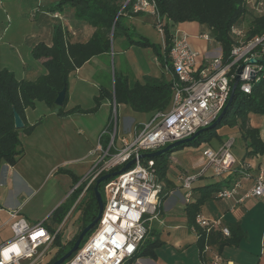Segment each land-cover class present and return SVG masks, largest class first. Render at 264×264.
Instances as JSON below:
<instances>
[{
    "label": "trees",
    "instance_id": "16d2710c",
    "mask_svg": "<svg viewBox=\"0 0 264 264\" xmlns=\"http://www.w3.org/2000/svg\"><path fill=\"white\" fill-rule=\"evenodd\" d=\"M157 12L164 18L163 24V45H158L148 41L145 37L135 34V32L124 24V18L137 13L131 12L129 7L122 9V0H57L47 6V11L61 12L69 7L73 9L76 21L83 22L91 26L94 30L90 37L83 41H72L68 36V28L60 21L53 24L51 43L47 44L39 41L33 44L31 56L38 60L46 70L34 80L16 78L14 72L8 68H0V167L3 164L15 165L24 155L21 146L19 132L29 135L33 132L38 122L29 124L26 120L25 111L33 108L36 101H42L48 108H57L59 116L73 114H87L96 112L103 100H108L118 104H126L133 111L139 113H151L156 110L165 109L171 100V85L173 73L169 51L172 42V30L175 24L183 22H197L206 25L213 33V39L217 42L222 51L223 61L229 59L230 49L234 43L231 28L234 25L241 26L244 18H248L247 29L244 30L245 38H250L264 32V12L254 13L252 5L247 0H153ZM153 25L156 27L155 21ZM124 38L127 46L149 47L161 67L170 73L167 80L161 75L158 78L144 76L142 82L130 81L128 74L113 72L112 87L99 86L98 94L93 96L94 105L90 108H82L79 105L66 109L68 100V76L71 72L80 68L92 57L109 55L111 44L115 38ZM260 78L252 84L250 93H243L239 86L236 87L233 100L229 104L221 119L213 127L203 131L190 142L179 145L164 153L150 158L154 161L157 178L163 183H170L166 174L170 161V153L185 145H198L201 142L210 143L212 140H221L222 136L218 130L224 126L236 128L240 138L244 140L245 152L243 158L260 155L264 152V142L260 137V132L250 124V114L264 115V57L260 60ZM66 88L63 105H55L58 93ZM14 112L23 121L21 129H16L14 125ZM111 118H109L110 120ZM112 122L110 121V124ZM110 126V125H109ZM111 128L108 127L107 131ZM109 142L107 132L102 136V143L105 147ZM244 168H248L243 161H240ZM122 166H116L109 173L119 171ZM240 169L242 168H238ZM235 175H239V172ZM57 173L66 174L70 177L72 187L76 185L80 177L65 168H57ZM106 174V172H103ZM101 174L100 176H102ZM99 176V177H100ZM98 177V178H99ZM110 178L98 184V190L103 202V187ZM97 178L86 189L83 197L87 196L81 206L79 216V229L74 236L61 242L59 232L54 233L52 245L55 252L45 264H52L62 257L73 245L81 232L96 217L98 206L96 202L94 186ZM201 180V179H200ZM199 180V181H200ZM230 176L211 182L208 184H197L192 187L191 198L185 204L184 213L186 224L189 229H195L196 244L202 263L208 264L211 257L209 251L219 253L224 246L235 247L245 238V232L235 223L228 226L229 234L225 235L220 228L213 227L209 230L202 229L195 223V215L200 211V207L208 199L213 198V194L226 186L230 182ZM198 181V182H199ZM197 184V185H196ZM83 186L75 188L67 197V202L61 203L53 213L57 216L56 221L61 223L65 213H67L83 190ZM173 187V184L170 185ZM161 192V203L165 198ZM84 199V198H83ZM96 224L86 233L80 246L88 239L95 230ZM161 244L157 238H147L144 240L135 256L128 261H132L141 256L154 257V249ZM73 255V254H72ZM71 255V256H72ZM69 259V258H68ZM67 259V260H68ZM65 260L61 264L67 262Z\"/></svg>",
    "mask_w": 264,
    "mask_h": 264
},
{
    "label": "built area",
    "instance_id": "2783aa9c",
    "mask_svg": "<svg viewBox=\"0 0 264 264\" xmlns=\"http://www.w3.org/2000/svg\"><path fill=\"white\" fill-rule=\"evenodd\" d=\"M247 3L260 11L264 0H247ZM124 7H129L133 13L150 11L154 14L156 29L163 37L164 18L157 12L153 0H122V9ZM54 16L62 20L60 16ZM231 34L234 43L227 62L223 61L217 42L216 54L198 61V52L190 45L187 34L173 28L169 51L173 73L170 103L163 110L151 112L144 123L135 125L131 140L121 136V144L116 145L117 133L110 138V131H106L109 142L104 147L101 139L105 132L100 136L95 163L71 188L70 193L84 185L77 200L103 172L107 174L116 166L124 167L127 162H133L129 169L104 183L103 209L95 230L65 264H127L135 256L146 238L148 224L160 215L163 189L154 161L142 157V154L190 137L214 123L228 101L237 75V86L246 94L260 78L264 32L246 39L243 28L234 25ZM201 37L214 41L207 33ZM250 59L255 61L250 62ZM233 143L234 138L229 136L216 148L204 147L200 153L201 162L194 170L179 174L177 181L186 202L191 198L194 184L203 179L209 169L216 178L232 176L226 186L213 194V198H233L243 182L250 179L251 185L237 202L264 197V172L252 176L233 155ZM238 168L242 169L238 171ZM237 171L239 175H235ZM8 214L12 236L0 244V264H45L55 234L43 226V221L30 224L17 210ZM218 222L205 218L200 212L195 215V223L205 230L217 227ZM191 230L195 233L193 227ZM221 230L225 235L229 234L227 228ZM219 262L220 257L213 254L208 264Z\"/></svg>",
    "mask_w": 264,
    "mask_h": 264
},
{
    "label": "crops",
    "instance_id": "0c3cea01",
    "mask_svg": "<svg viewBox=\"0 0 264 264\" xmlns=\"http://www.w3.org/2000/svg\"><path fill=\"white\" fill-rule=\"evenodd\" d=\"M55 1L57 0H45V2L41 5H37V13L35 14V16H33V18H35V22L37 23L38 28L31 34L26 35L22 40V45L25 49L27 58H33L30 53L33 44L39 41H43L47 44L51 43L53 31L52 27L54 23L58 22L54 15L63 17L60 12L47 11V6L54 3ZM153 23L154 14H152L150 11L137 13L135 15H130L124 18V24L132 29L135 34L143 36L148 41L161 46L163 45L162 34L156 29ZM203 26L204 25H201L197 22H183L174 25V28L187 34L190 45L196 52H198V61H202L205 57L214 56L216 54L215 51L217 48V44L215 41H209L201 37L202 34H205L202 28ZM93 30L94 29L88 24L77 21L73 30L71 26H68V36L72 41L84 42L90 37ZM143 49H150L152 51V49L149 47ZM117 51L120 50L113 48L109 55L104 54L101 56L92 57L89 61L84 63L80 68L73 72H81L86 67V65L92 64L93 61L94 68L99 67L101 70H105V64L98 59L101 57H108L111 54L115 55ZM38 63V65L40 66L39 68H36L38 70V74L34 79L46 72V70L42 68L43 66L39 61ZM23 69L24 72L22 71L20 75H17L16 71H14L13 69L11 70L14 72L16 78L18 79L34 80L27 79L26 77L29 66H25V68ZM92 70L93 69L91 68L88 71V75L93 76L91 73ZM146 75L155 78L161 76L158 73H155L153 75L143 74L141 75L142 77L137 78V80L142 82V78ZM165 75H167V73H165ZM169 78L170 74L167 75V80ZM68 100L69 101H67L66 109L79 105L72 101L69 87ZM108 104V100H103L101 102V105ZM35 105L36 102L32 109L35 108ZM29 109L31 108H28L25 111L27 122L30 125L35 122L38 123L33 132L29 135H25L24 133L19 132V139L21 142V146L24 149V155L15 165L10 166L8 164H3L0 167V229L8 227L10 230V220L8 213L11 210H17L22 216H24L28 223L34 224L43 221V226L46 229H48L49 231L53 230L55 233L59 232L60 234V230L55 229V225L60 223L56 221L57 216L53 213V211L61 203H64L65 201L67 202V197L69 194L67 196L63 195L62 193L57 194L49 202V205L45 206V208L39 212H35L30 207H27L29 196L37 193L41 189L45 178H47L51 174H57V168L68 169L75 175L81 177V175H83L87 171L86 166L84 167V169L77 171L78 169L74 170L72 168L69 169L63 166L60 167L58 164H65L66 162L72 163V161L73 163L77 162L78 159L87 157L89 149L83 156L79 158L74 157L68 160L63 159L62 161H60V163H51V161L53 160L58 161V159L63 156L62 153L67 150L66 145L69 146L70 144H72V140L75 139V125L73 122V117H75L77 114L59 116L57 114V108L50 109L45 105L42 114L39 117H33L29 114ZM249 117L250 124L252 125V114H250ZM144 121L140 119L138 121H134L132 127L128 126L125 130L131 132L133 131L131 130V128L134 129L135 125L140 124L141 122L144 123ZM234 132L239 137L241 136L235 128L224 126L219 129L218 133L222 136V139L219 143H217L216 147L219 146L229 136L233 137L232 133ZM244 149H246V147H244ZM70 151L74 152V149L71 148ZM233 155L237 158V160L244 162L252 176L257 175L260 171L264 172V155H256L245 159H242L243 154L241 157L236 156L234 153ZM200 162L201 160L199 156L192 163L191 169L188 172L193 171ZM168 171L169 170H167L166 177L170 182L174 181V187L169 191H165L166 195L161 203L160 215L157 218L159 221L155 225V227L152 226L151 222L157 219L152 220L148 224V231L145 238L146 240L147 238L149 239L157 237L161 241V244L154 249V257H137L132 261L131 264H202L201 258L197 251L198 248L196 244V234L191 229H189L186 224L184 207L187 202L184 198L185 194L179 186L180 184H176L179 182L177 180L180 173L177 174L176 180H173ZM230 178L232 179V176ZM218 180L221 179L213 176L211 169H209L203 179L201 178V180L197 182V184H208L211 182H216ZM251 183L252 179L245 180L242 187L235 193L233 198H211L206 200L200 207L199 212L205 218L219 221L217 228H228V226L237 223L245 232V234H247L245 235V238L240 241L239 245L235 246L234 248L230 246H224L222 249H220L221 251L219 253H213L212 251L208 252V255L210 257L213 254H217L220 257L219 264H264V197L246 198L242 202H237V199L242 196L243 192L246 191ZM66 188V190L63 189L65 190L63 192H66L68 190L67 192L70 193L72 188L71 179L69 180V184L66 186ZM178 189H181L182 193L180 192L181 190ZM74 203L71 205L69 211L65 213L61 223H63L65 219L68 218L70 214H72L73 210H75L76 205L74 206ZM177 208L181 210L182 222H179V224H176V226L179 229H186L187 234L182 232L178 233L174 237L172 236L173 243L171 244L172 248H170V252L161 253L160 249L161 247H163L162 244L165 242V239L161 238L162 233H160L159 227H161L162 230L169 227V222L171 221L168 222V213L173 212V210ZM76 229L75 231L68 233L67 237L63 238V235H61V239H66L67 241L70 240L74 236L73 234L76 232ZM166 232L169 235V231L167 229ZM11 236L9 238H11ZM9 238L0 240V244L5 242ZM63 240H61V242ZM51 249H53L54 252L56 250V248L54 247H51Z\"/></svg>",
    "mask_w": 264,
    "mask_h": 264
},
{
    "label": "rangeland",
    "instance_id": "374dc122",
    "mask_svg": "<svg viewBox=\"0 0 264 264\" xmlns=\"http://www.w3.org/2000/svg\"><path fill=\"white\" fill-rule=\"evenodd\" d=\"M44 2L45 0H0V68L13 69L16 71L17 75H20L24 70L23 68L29 66L26 74L27 79H34L37 76L38 70L36 68H39L40 65H38L39 63L36 59L31 57L27 58L25 49L22 45V40L26 35L37 30L38 25L33 16L37 13V5H41ZM251 5L252 4H250V6ZM259 9L260 11L255 9L253 12H264V5ZM72 11L73 9L66 7L60 12L63 16L61 17L62 20H57L67 28L68 26H71L73 30L77 21H75ZM247 26L248 18H244L241 22V28L246 30ZM202 28L210 38L213 37L211 29L206 25ZM113 48L119 49L120 51H117L115 55L111 54L108 57H101L98 59L105 64V70H101L99 67L94 68L93 61L92 64L86 65L81 72H71L69 75L68 86L69 91L71 92L72 101L79 104L80 107L90 108L94 105L93 96L98 94L99 86L106 88L112 87L114 71L128 74L130 81H135L137 78H141V75L143 74L153 75L158 73L163 75L165 79H167V75L170 74L161 67L157 59L154 57L155 54H153L150 49H143L141 46H127V41L120 37H117L112 41L111 50ZM91 68L93 69L91 71L93 76L88 75V71ZM165 73H167V75H165ZM44 108L45 104L42 101H36L35 108L29 109V114L33 117H39ZM149 116L150 113L135 112L126 104H118L116 106L110 101L108 105H101L94 113L77 114L73 117L75 139L72 140V144L69 146L66 145L67 150L62 153L63 156H61L58 161L53 160L51 163H60L63 159L68 160L74 157L79 158L89 149L87 157L78 159L77 162L73 163L72 161V163L66 162L65 164H58L60 167L63 166L74 170L78 169L77 171L84 169L86 166L88 171L91 165L95 163L96 148H98L99 143L102 141V139L100 141V136L107 131L108 127L111 128L109 130L110 138L113 133H117L116 145H120L121 143L119 140L121 136L126 137L128 140H131L133 137V131H126V127H132L134 121H138L139 119L144 121ZM109 118L111 119L109 120ZM110 121L112 122L111 124ZM251 123L253 126H256L259 132L261 131L259 135L264 142V115L252 114ZM131 130L133 129L131 128ZM232 134L234 138L232 153L241 157L245 152L244 140H242L235 132ZM220 141L221 140L216 139L212 140L211 143L203 141L198 145H185L172 151L170 153L168 173L173 180H176L178 173H182L185 170L188 172L191 169L192 163L200 156L201 150L204 147H216L217 143ZM71 148L74 149V152L70 151ZM260 155H264V152ZM69 180L70 177L66 174L57 173L49 175L43 181L41 189L37 193L29 196L27 207H30L35 212H39L42 211L45 206L49 205V202L57 194L62 193L67 196L69 194V192H67L68 190L66 192L63 191L67 189L66 186L69 184ZM171 184L174 185V181H171L168 184L163 183V192L169 191L171 188L173 189L174 186L170 187ZM176 184L179 185L180 182ZM182 190L180 191L181 193ZM77 199L74 203V206L76 205V207L72 214H70L63 223L55 225V229L60 230V235H63V238L67 237L68 233L75 231L76 228V232L79 229V214L81 206L83 205L84 200L87 199V196L83 197L82 195L79 200ZM168 217V222L171 221L169 222V227L166 228L169 231V235L167 234L166 229L162 230L161 227H159L160 233H162L161 238L165 239V242L162 244L163 247L160 246L161 253L170 252V248H172L171 244L173 243L172 236L174 237L182 232L187 234L186 229H179L176 226V224L178 225L179 222H182V213L180 209L177 208L173 210V212H169ZM158 221L159 220L157 219L151 222L152 226L155 227ZM10 236L11 233L8 227L0 229V240L9 238ZM66 241L67 240L64 239L62 242L65 243ZM51 247L54 246L51 245L48 248V259H50V256L54 253Z\"/></svg>",
    "mask_w": 264,
    "mask_h": 264
},
{
    "label": "water",
    "instance_id": "95a60500",
    "mask_svg": "<svg viewBox=\"0 0 264 264\" xmlns=\"http://www.w3.org/2000/svg\"><path fill=\"white\" fill-rule=\"evenodd\" d=\"M250 62H254L255 60L253 59H250L249 60ZM240 70H238L239 72ZM238 80H239V77L238 75L236 76V79L234 81V83L232 84V88H231V93L229 95V98H228V101L226 103V105L224 106L223 110L221 111V113L219 114V116L217 117L216 121L214 123H212L210 126L208 127H205V128H202V129H199L198 131H196L193 135H191L190 137H187L185 139H182V140H178V141H175L173 143H170L166 146H164L163 148L159 149V150H156V151H153V152H150V153H145V154H142V157L146 156V157H152V156H155V155H158L159 153H164V152H167L169 150H172L173 148L175 147H178L179 145H182V144H185L187 142H190L191 140H193L194 138H196V136H198L199 134H201L203 131L211 128L214 126V124H216L220 119L221 117L223 116V114L225 113L226 109L228 108L229 104L231 103V101L233 100V97H234V93H235V90H236V87H237V84H238ZM65 94H66V88H63L57 95L56 99H55V105L58 106V107H61L63 105V102L65 101L64 98H65ZM19 115L14 112V125L16 127V129H21L24 125L23 121L21 120L20 117H18ZM132 160L127 162L124 167H122L119 171H114L112 173H107V174H103L102 176H100L97 180H96V185L94 186V192H95V197H96V202H97V206H98V211H97V214H96V217L94 218L93 221H91L87 226H85L79 236H78V239L75 240V242L73 243L72 247L62 255V257L58 258L56 261H54L52 264H61L63 263L65 260H67L68 258L71 257V255L79 248L80 246V243L82 241V239L84 238V236L86 235V233L88 231H90L92 229V226H94L98 220L100 219L101 217V213H102V209H103V202H102V197H101V194L98 190V184L108 178L112 176H115L117 174H119L120 172L122 171H125L126 169H129V167L131 166L132 164Z\"/></svg>",
    "mask_w": 264,
    "mask_h": 264
}]
</instances>
